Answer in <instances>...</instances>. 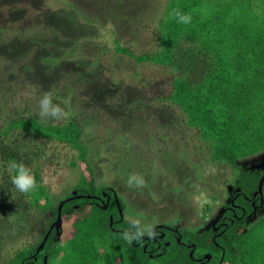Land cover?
<instances>
[{"label": "rangeland", "instance_id": "obj_1", "mask_svg": "<svg viewBox=\"0 0 264 264\" xmlns=\"http://www.w3.org/2000/svg\"><path fill=\"white\" fill-rule=\"evenodd\" d=\"M98 1L0 0V117L38 114L39 99L50 92L53 102L82 128L86 164L72 166L78 153L68 145L25 141L31 159L26 161L38 165L40 183L56 206L75 194L81 173L91 177L88 166L97 185L115 191L125 218L131 212L128 215L142 224L211 225L230 201L238 173L212 163L180 110L158 99L170 92L169 72L117 54L114 43L119 38L135 56L156 52L157 28L168 0ZM115 7L127 13L124 32L112 21ZM239 167L262 171L264 151L240 160ZM134 173L146 186L127 185ZM0 192V208L6 210H0L1 264L14 251L35 243L47 215L40 217L29 205L24 209L27 198L20 197L25 193L14 185L11 204L2 202ZM207 206L210 212L205 214Z\"/></svg>", "mask_w": 264, "mask_h": 264}, {"label": "trees", "instance_id": "obj_2", "mask_svg": "<svg viewBox=\"0 0 264 264\" xmlns=\"http://www.w3.org/2000/svg\"><path fill=\"white\" fill-rule=\"evenodd\" d=\"M174 9L189 15L190 23L178 22L172 15ZM113 11L116 30L124 32L127 13H120L116 7ZM42 18L37 14V19ZM157 33L156 52L135 56L115 37L116 53L131 57L138 64L152 63L169 72L170 92L158 99L180 110L187 127L196 130L212 163L238 173L232 198L233 205L240 209L228 211L223 216L226 225L216 233L209 224L191 228L179 226L178 222L175 226L165 222L176 233L163 230L165 238L159 242L160 247L144 240L129 244L122 233L129 230L130 222L115 191L97 185L92 170L86 166L91 177L80 174L75 194L66 197L74 199L63 204L61 223L51 229L57 221L59 206L40 183L38 165L33 167L26 161L24 144L31 138L56 141L78 153L72 166L86 164L88 149L82 142V128L71 114L62 123L42 121L37 113L1 114L2 202H13L11 175L14 173L10 172L9 164L23 163L31 169L36 188L21 195L20 199L27 198L21 206L36 208L40 217L47 215L35 243L14 251L1 264H264V213L252 224H245L246 216L252 211L245 197L251 199L258 191L264 171L239 167L240 160L264 151V0H168ZM237 189L240 195L235 199ZM14 201L21 204L17 197ZM64 201L60 199L58 205ZM223 206L232 208L227 203ZM209 209L207 206L204 213L208 214ZM16 221L20 222L17 218ZM207 255L210 260L205 258Z\"/></svg>", "mask_w": 264, "mask_h": 264}, {"label": "clouds", "instance_id": "obj_3", "mask_svg": "<svg viewBox=\"0 0 264 264\" xmlns=\"http://www.w3.org/2000/svg\"><path fill=\"white\" fill-rule=\"evenodd\" d=\"M172 15L178 18L180 23H190L191 17L174 9ZM39 116L42 120L52 118L56 121H61L69 116V112L65 111L59 104L53 102V97L50 92L43 93L39 99ZM11 181L15 188L21 193H28L36 188V181L31 172V169L23 163L12 162L9 164ZM129 187H144L145 180L139 174H131L127 180ZM126 219L130 221V228L122 233V238L129 244L133 241L141 240L145 235L149 238H155L157 233L154 231V224H142L140 219L128 215Z\"/></svg>", "mask_w": 264, "mask_h": 264}, {"label": "flooded vegetation", "instance_id": "obj_4", "mask_svg": "<svg viewBox=\"0 0 264 264\" xmlns=\"http://www.w3.org/2000/svg\"><path fill=\"white\" fill-rule=\"evenodd\" d=\"M249 170V169H248ZM264 171V169L262 170ZM260 172V171H258ZM264 175V174H263ZM263 177V176H262ZM261 177V178H262ZM261 180V179H260ZM259 188V186H258ZM263 189H264V183H263V186H262V191L260 193H258V191L256 193L253 194L252 198L251 199H247L245 197V199L247 201H250V205L252 207V211L249 215L246 216V225L248 224L249 225V222L252 221V220H255L256 219V216H257V213L258 212H263L264 213V195H263ZM238 194L235 196V199L238 197V195H240V189H237L235 190ZM233 202H234V198H232L231 196V199L229 202H227V204H230L232 205V208L229 209H225L224 207L222 208L221 212L219 213V215L216 217V219L214 220V222L211 224V226L213 227L215 233L218 232V230L222 227V226H225L226 223V219L223 218V216L228 212H233L234 208L235 210H238L240 209L239 206H236V205H233ZM226 204V203H225ZM243 216V214H242ZM235 218L238 219V217L235 215L234 216ZM228 220H230L229 218H227ZM222 221V222H221ZM177 222V221H176ZM178 225L180 226V224L178 223ZM204 225H207V224H204ZM216 225H218V227H216ZM163 230H167V231H172L174 233H176L175 230H173L172 228H170L169 226H166L164 224H155V227H154V231L157 233L156 237L155 238H149L147 235H145L141 240L143 241H147L148 243L150 242H154L156 244H158V247H160V241L161 240H164L165 238V232ZM241 230H245V227L244 228H241ZM148 238V240H147ZM179 240V239H178ZM179 242V241H178ZM167 245V244H165ZM206 258V256H205Z\"/></svg>", "mask_w": 264, "mask_h": 264}, {"label": "water", "instance_id": "obj_5", "mask_svg": "<svg viewBox=\"0 0 264 264\" xmlns=\"http://www.w3.org/2000/svg\"><path fill=\"white\" fill-rule=\"evenodd\" d=\"M263 183H264V175H263V177L261 178V180H260V182H259L258 193H260V192L262 191ZM77 198H79V197H77ZM73 199H74V198H70V199L64 201L62 204L59 205L57 221H56L55 224H53V225L51 226V229H54L55 227L59 226L60 223H61V209H62L63 204H64L65 202H67V201H71V200H73ZM104 209H106V207H104ZM110 220L112 221V218H110ZM48 235H49V234H48ZM48 235L45 237L44 241L42 242V244H41V246H40V249L43 248L44 243H45V241H46L47 238H48ZM147 240H148V238H147ZM190 257L192 258V253L190 254ZM206 259H207V260H210V256L207 255V256H206Z\"/></svg>", "mask_w": 264, "mask_h": 264}]
</instances>
